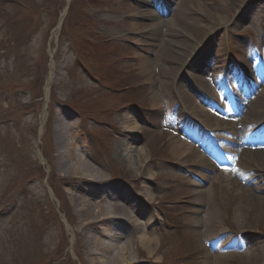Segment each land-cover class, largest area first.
Here are the masks:
<instances>
[{"label":"rangeland","instance_id":"rangeland-1","mask_svg":"<svg viewBox=\"0 0 264 264\" xmlns=\"http://www.w3.org/2000/svg\"><path fill=\"white\" fill-rule=\"evenodd\" d=\"M135 7L159 21L180 9L183 26L152 27L178 51L202 29L193 52H179L191 57L174 82L157 80L171 58L160 38L144 47ZM195 76L207 90L197 98L201 85L187 88L200 107L188 117L174 88ZM230 101L252 120L241 128L250 148L264 150V0H0V264H107L123 248L129 264H264V201L250 198L264 197V175L248 172L257 158L229 157L221 110ZM58 120L73 133L62 154ZM200 128L220 134L226 163L197 156ZM76 158L102 178L70 172ZM72 195L84 208L129 211L90 219ZM142 233L153 239L148 251ZM89 237L107 252L85 253Z\"/></svg>","mask_w":264,"mask_h":264},{"label":"bare ground","instance_id":"bare-ground-1","mask_svg":"<svg viewBox=\"0 0 264 264\" xmlns=\"http://www.w3.org/2000/svg\"><path fill=\"white\" fill-rule=\"evenodd\" d=\"M138 2V0H136ZM138 5V4H137ZM140 6V4H139ZM138 7V6H137ZM137 7L132 8L133 14H134V21L135 24H133V28L140 30V32H142V37L145 39V43H144V47L146 48L147 44L151 46L154 45L155 43L152 44V41H156L158 40L160 37H155V35H159L161 36V32L159 28H157V26L153 29L152 27L155 26V24L162 23L164 22L165 24L170 23L171 26L173 28H179L180 26H183V24L186 22L185 17L181 16L182 12L180 13V9L178 7L175 8V10H173V13H171V17L170 19L167 21H159L154 20V19H150V18H155L157 16L155 15H149L145 12V9H138ZM131 11V12H132ZM161 20V19H160ZM62 21V16L61 19L59 21V24ZM145 21H150L151 23H144ZM159 29V30H157ZM188 39L186 41L182 42V50L178 51L176 50L178 47V43H177V47L176 42L169 40L172 36H168V35H163L160 39L158 40V52H164V54H166L169 57V66L167 70H164L159 76H157V80L161 79L163 80V84H169L173 81V78L175 79L177 74L180 73L179 71L182 69V65H185V63L188 61V58L191 57V53H179V52H185L186 50H191V52H193V50L195 49V43L201 39H203V32L201 28H193L191 30L190 33L187 34ZM150 47V46H149ZM180 54H182V57H180L178 60H176ZM193 70L195 71L194 67H192ZM197 76H195L193 79H190V84L188 83H180L177 85V89L174 88L176 95H179V98H181V107L180 109H182L185 113H187V116L190 117L193 115H198L200 114V107L199 105L196 103L195 98L193 95L189 94L187 88L189 90H193L194 91V86L196 87L198 84L201 85V90L199 89L195 92H197L198 96L197 98L200 97V93L202 95V93L204 94V92H206L207 88H205L204 83L198 82L197 81ZM198 87V86H197ZM205 88V89H204ZM204 89V90H203ZM203 90V91H202ZM187 118V117H186ZM125 120H127L130 123H136V120L131 117V116H126L124 118ZM252 125V120L250 118V116H244L243 118H239L237 119V123L235 125V128L232 130L231 134L233 137V154L230 152L229 153V157L232 158L234 157V153L238 154L237 160H240L239 162L242 163V159H250L248 162H252L254 159L257 161H255L254 164L249 163V167H248V172H252L251 173V178L252 179H257L258 177H262L264 175V150H254L252 148L249 147V145L246 144V140L243 138H240V133H239V129L241 127H249ZM130 128V127H129ZM135 129V127H134ZM133 129V130H134ZM55 142H56V146H57V151L59 154H62V149L63 150H69V146L68 142L69 139L72 137L73 133L72 131H69V129H67V123L63 122V120H58L56 122V127H55ZM131 132V131H130ZM142 149H139L136 151V156H139V158H141L142 156ZM124 152L129 151V149L126 147H124ZM171 152L173 154H176L175 156H177L179 159L181 158V156H184V151H180V149L178 147H174L172 148ZM183 152V153H182ZM180 155V156H179ZM130 157H132L131 155H129ZM240 159H239V158ZM183 158V157H182ZM203 161V159H201ZM130 162H132L133 160H130ZM259 161V162H258ZM208 164V163H205ZM93 165L90 164V162H88L86 159L81 160L80 158H76L75 160V164L70 168V172L75 173L78 172L80 174L83 175H87V177L89 179H94L96 177L102 178V175L99 173V171L97 170H93ZM255 169V171H254ZM98 175V176H97ZM222 176V175H220ZM223 177H220V179ZM250 179V177H248ZM257 184H253V187H256ZM242 188V186H241ZM148 188H145V194L144 196L147 198L149 197V193L147 192ZM257 191V190H256ZM80 194V192H78ZM252 200H254L255 198H258L260 200H254L256 203H260L264 201V197L261 196H256L253 195V197H250ZM71 200L74 204V208L76 211H85L87 214V216L90 219H97L99 218V220H102V222L108 218L110 219H115V218H124V216L127 215V207H122V206H116L113 204H107L105 206H102L99 204V206H95L94 209H90V208H84V206H82L79 202L80 200L78 199L77 195H72ZM254 202V203H255ZM118 205V204H117ZM128 209H132L131 207L128 206ZM83 239V247H84V251L85 253H87L88 255H93L89 253V250L92 251H100V255L102 253H106L107 252V248L105 246H102L101 243L92 241V238L89 237V241L86 240V238H82ZM152 237L149 234L146 233H142L139 235V239L138 242L140 243V245L145 249V250H149V248H151L152 246ZM89 246H91L92 248H89ZM89 248V250H88ZM124 249L120 250V253H116V254H111L106 256V259L109 261V264H124L125 263V259L123 258L122 255H124ZM105 258V255H104ZM130 261V260H129ZM107 263V264H108ZM130 262H126L125 264H129Z\"/></svg>","mask_w":264,"mask_h":264}]
</instances>
